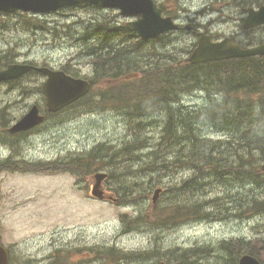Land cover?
Listing matches in <instances>:
<instances>
[{
    "label": "trees",
    "instance_id": "trees-1",
    "mask_svg": "<svg viewBox=\"0 0 264 264\" xmlns=\"http://www.w3.org/2000/svg\"><path fill=\"white\" fill-rule=\"evenodd\" d=\"M230 2L239 5L237 0ZM262 4L264 0H240L239 8ZM104 23L98 25L104 28ZM105 30L111 34L109 40L100 36L102 44H88L86 50L93 58L91 91L67 107V114L72 110L113 112L123 118L128 140L100 142L87 152L73 153L66 159L67 166L75 172L106 170L107 181L115 180L123 205L147 203L156 187L166 185L164 214L155 213L156 220L138 215L144 226L155 229L202 219L204 211H210L209 204L228 200L229 220L253 221L264 216V56L192 64L159 53L155 46L148 48L132 34L128 35L130 45H114L119 37L125 44L126 33L111 26ZM98 80L108 82L93 97ZM197 91L205 93L206 101L197 108L186 105L184 98ZM205 128L225 132L229 138L225 143L213 140ZM248 186L254 188L241 198L239 188ZM258 228L259 223L249 238L218 245L216 257L237 264L242 255L250 254L264 264V238L255 232ZM194 248L155 250L146 260L203 263L208 250L201 249L199 260ZM105 257H99L101 264H135L137 258V264H146L141 261L143 254H123L115 247L108 248Z\"/></svg>",
    "mask_w": 264,
    "mask_h": 264
},
{
    "label": "rangeland",
    "instance_id": "rangeland-1",
    "mask_svg": "<svg viewBox=\"0 0 264 264\" xmlns=\"http://www.w3.org/2000/svg\"><path fill=\"white\" fill-rule=\"evenodd\" d=\"M171 16L177 20H183V26L195 24L204 31L214 36L224 38L232 36L239 37L249 45L258 44L264 37V30L252 29L244 32L242 18L247 14L238 11V4L228 6L227 2L221 0H156ZM185 9V10H184ZM83 12H73L72 16H38L46 21L36 22L31 25V33L23 36L12 26L0 30V50L7 49L8 42L18 45L23 51L19 62L35 59L48 61V65L59 68L58 64L65 62L72 54L73 49L65 45L63 47H33L31 52L25 50L30 45L23 46L27 38L32 43L43 39L48 32L37 29L42 26L60 28L65 22L78 19ZM3 15L0 16V21ZM2 28V27H0ZM116 31L119 27H114ZM175 41H180L173 50L172 55L187 56L184 52L186 42L190 39L197 41L194 35L186 30L178 34H171ZM175 35V36H173ZM20 37H23L20 39ZM129 43V38L125 35ZM121 37L115 38V44L121 43ZM38 43H41L39 41ZM122 44V43H121ZM89 45L76 42L77 56L74 63L75 71L86 69L92 56L86 54ZM25 49V50H24ZM12 53L5 56L8 61ZM49 59V60H48ZM82 76H86L82 74ZM98 92L95 90L94 96ZM26 96L27 88L14 90L0 89V109L4 107L8 112L4 118L0 116L5 124H11L15 117L27 112L33 104H39L43 111L45 100L37 95H29L24 103H17L14 96ZM13 101H15L13 103ZM206 101L202 92L196 95L186 96L184 102L190 107H199ZM199 110V109H197ZM72 117L63 119L67 114L48 116V121L61 123L53 125L49 122L40 126L29 136L16 139L10 134L5 140L0 141V241L12 250L15 264H45L47 256L56 248L64 252L65 264H98L96 251L106 244H114L120 251L128 253L140 252L144 255L142 263L146 264H169L163 258L157 261H147L148 256L156 249L164 247L188 248L195 247L194 252L203 256L202 248L208 250L206 258L201 264H223L222 259L217 260V245L225 241H232L239 237L249 238L253 227L259 223L255 231L259 237L264 238V216L253 219V221H240L229 218V200L227 202L209 204L210 211H204L202 219L186 220L179 226L170 227L158 231L155 228L144 226L142 218L138 215L152 220L158 218L166 205L167 186L161 184L165 191L161 195L157 205L152 204V195L147 203L120 205L108 199H99L91 193L95 180L91 177L74 176L66 170L59 169L51 171L43 169L48 161L62 158L68 151H87L102 141H112L119 144L122 140L127 141L128 135L121 119L108 113L90 115L85 111L76 113L72 110ZM205 133L214 139L229 138L225 132L213 128H205ZM46 131V133H43ZM0 131V136L4 135ZM48 134V137H47ZM10 147L14 150L11 151ZM121 147V146H120ZM119 147V148H120ZM59 163L56 162V165ZM4 167V169H3ZM185 175L181 173L180 176ZM128 182H133L129 180ZM105 190L109 197H117L116 183L112 180L105 182ZM157 188V187H156ZM239 188V196L247 197L249 189ZM109 190V191H108ZM257 194H260L258 191ZM264 198V195H263ZM207 214L210 216L208 217ZM228 214V217L225 218ZM159 215V216H160ZM257 239V238H255ZM94 250V251H93ZM77 256L76 261L69 262V257ZM139 263V258L134 261Z\"/></svg>",
    "mask_w": 264,
    "mask_h": 264
},
{
    "label": "water",
    "instance_id": "water-1",
    "mask_svg": "<svg viewBox=\"0 0 264 264\" xmlns=\"http://www.w3.org/2000/svg\"><path fill=\"white\" fill-rule=\"evenodd\" d=\"M87 2L99 3L102 2L109 6H119L123 9L126 15L141 14L144 19L134 23L135 28L139 29L141 34L145 37L157 35L167 29L173 28L172 20H163L160 18V11L156 10L150 0H82ZM77 0H52V5L55 4H73ZM264 24V7L260 11L254 9L249 10V17L246 20V28L249 29L258 24ZM199 46L195 49L190 60L194 63L215 61L233 57H250L257 55H264V45L259 47L242 49L239 46L233 45L230 39H225L221 43H213L209 36L200 33ZM21 71L14 69L0 74V79L14 77L20 74ZM50 78L46 83L45 92L48 96V103L52 110H58L65 104H69L88 90V84L82 80H73L66 76L57 73L53 75L48 72ZM42 121L38 116L37 108H34L17 129H26ZM264 169V165H263ZM98 177V184L95 187L94 193L101 196L99 190L100 182L103 176ZM6 263L5 251L0 249V264ZM239 264H261L255 257L245 255L240 259Z\"/></svg>",
    "mask_w": 264,
    "mask_h": 264
}]
</instances>
